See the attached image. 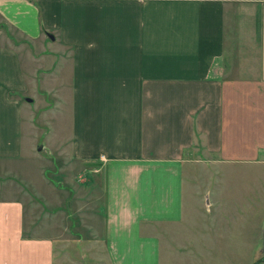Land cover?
Returning a JSON list of instances; mask_svg holds the SVG:
<instances>
[{"label":"crops","instance_id":"crops-1","mask_svg":"<svg viewBox=\"0 0 264 264\" xmlns=\"http://www.w3.org/2000/svg\"><path fill=\"white\" fill-rule=\"evenodd\" d=\"M61 82L65 137L33 113ZM51 134L67 166L41 189L24 160ZM238 166L264 176V0H0V264H55L64 183L92 200L111 264H162L201 189L209 229L242 217L223 185Z\"/></svg>","mask_w":264,"mask_h":264},{"label":"rangeland","instance_id":"rangeland-1","mask_svg":"<svg viewBox=\"0 0 264 264\" xmlns=\"http://www.w3.org/2000/svg\"><path fill=\"white\" fill-rule=\"evenodd\" d=\"M55 89L57 95L37 94L38 99L33 110L34 121L41 132L46 131L47 114L50 113L47 109L52 108L50 114L57 115L52 120H56L60 126L57 125L58 128L64 132L59 137H65L68 134V125L63 119L61 123L60 119L70 111L68 83L61 82ZM64 140L57 139L52 134L50 137L43 135L39 138L37 143L43 144L34 146L33 155L24 160L25 178L31 177L32 183H36L42 189L46 169L50 176L58 175L59 171L67 166V145ZM228 169L237 171V177L233 175L224 178V181L227 179V183L224 182L223 185L227 189L229 202L235 198L238 188V204L241 205L239 211L242 217L233 215V219H227V222L224 221L221 225L218 222L215 225L211 224L209 229L212 217L205 218L208 210H205L203 203L205 192L201 189V192L195 193L198 199H195L193 206L187 211L183 222L165 231L161 246L162 264H264V208H261L264 206V176H256L255 172L258 174V170L245 166ZM85 170L89 171L83 168L77 174H83ZM69 173L74 175L76 171L69 169ZM53 178L57 185H62L60 178L57 176ZM72 186L73 183H64L66 194L56 195L58 199H64L66 196L69 199V208L64 222L68 229L65 231L63 225L57 226V231L64 233L56 240L55 264H111L104 242L96 233L93 234V229L90 230L95 223L92 200H89L88 194L78 197L71 189ZM36 195L38 197L33 196L34 201L42 203L43 198L40 199L38 193ZM81 201L83 203H78ZM232 209L234 208L229 207L228 211ZM42 212L43 206H37L34 212L37 218L33 225L38 227L43 225Z\"/></svg>","mask_w":264,"mask_h":264}]
</instances>
